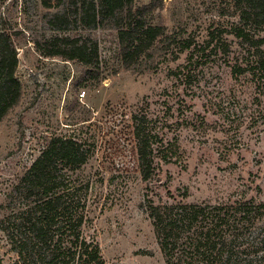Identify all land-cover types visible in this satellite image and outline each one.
Returning <instances> with one entry per match:
<instances>
[{
  "label": "rangeland",
  "instance_id": "obj_1",
  "mask_svg": "<svg viewBox=\"0 0 264 264\" xmlns=\"http://www.w3.org/2000/svg\"><path fill=\"white\" fill-rule=\"evenodd\" d=\"M162 2L151 19L164 25V34L126 69L117 30L81 26L79 0H52L50 7L42 0H0V27L20 32L22 85L20 101L0 121V219L18 215L13 186L54 135L88 150L75 172L88 186L82 234L99 245L105 264H165L149 200L264 203V69L232 74L234 63L250 59L252 67V50L226 33L236 20L227 0ZM54 14H64L62 29L50 22ZM57 36L61 44L97 43V79L84 81L82 65L45 55ZM134 124L152 146L147 180ZM15 259L0 228V261Z\"/></svg>",
  "mask_w": 264,
  "mask_h": 264
},
{
  "label": "trees",
  "instance_id": "obj_2",
  "mask_svg": "<svg viewBox=\"0 0 264 264\" xmlns=\"http://www.w3.org/2000/svg\"><path fill=\"white\" fill-rule=\"evenodd\" d=\"M51 1L42 3L50 7ZM227 1L236 20L226 33L252 50V67L250 59L244 66L234 63L232 74L264 69V0ZM79 2L81 26L106 25L117 30L119 57L126 69L165 32L161 22L151 19L162 8V0L141 5L135 0ZM63 21L64 14H54L50 20L58 29H62ZM19 34L8 25L0 27V121L22 95L16 77L19 60L15 39ZM56 38L47 45V57H62L82 65L84 81L99 77L95 41L61 44L63 39ZM133 135L142 178L147 180L152 146L139 124H134ZM83 145L72 137L51 136L13 186L12 193L21 200L18 215L12 222L8 214L0 219V228L16 252L11 264H105L99 245L82 234L88 220L84 198L88 186L75 172L87 161L88 150ZM9 199L14 202L13 195ZM146 209L165 264H264V203L251 199L219 204L149 200Z\"/></svg>",
  "mask_w": 264,
  "mask_h": 264
}]
</instances>
